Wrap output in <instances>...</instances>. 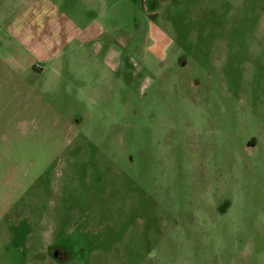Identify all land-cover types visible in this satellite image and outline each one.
Instances as JSON below:
<instances>
[{"label":"rangeland","instance_id":"rangeland-1","mask_svg":"<svg viewBox=\"0 0 264 264\" xmlns=\"http://www.w3.org/2000/svg\"><path fill=\"white\" fill-rule=\"evenodd\" d=\"M108 7L0 0V264H264V0Z\"/></svg>","mask_w":264,"mask_h":264},{"label":"crops","instance_id":"crops-1","mask_svg":"<svg viewBox=\"0 0 264 264\" xmlns=\"http://www.w3.org/2000/svg\"><path fill=\"white\" fill-rule=\"evenodd\" d=\"M79 1H80V9L76 8V10H72L68 14L71 16L70 22L74 26H76V28L78 30L83 31V32L80 31V34L85 33L88 35L89 31L91 30L90 34L95 33L97 36H99V32L100 33L105 32L104 24L100 20H101V18H104L103 16L106 14V12L110 8V7H108V1L109 0H79ZM141 3L143 5H144V3L148 4V3H150V0H141ZM90 14H92V16H90ZM99 14L101 15V17H99ZM88 16H90L91 18L94 19V21L92 22L90 27L84 28L83 26H81V24H76L73 22L74 18L84 19L85 17H88ZM95 38L96 37H93L89 41H91V40L96 41ZM80 39L83 40V44L86 43L84 41L83 37Z\"/></svg>","mask_w":264,"mask_h":264},{"label":"clouds","instance_id":"clouds-1","mask_svg":"<svg viewBox=\"0 0 264 264\" xmlns=\"http://www.w3.org/2000/svg\"><path fill=\"white\" fill-rule=\"evenodd\" d=\"M148 255H149V258H150V259H151V258H154L155 255H156L155 250L151 251Z\"/></svg>","mask_w":264,"mask_h":264}]
</instances>
